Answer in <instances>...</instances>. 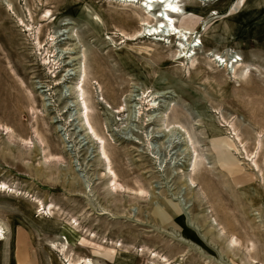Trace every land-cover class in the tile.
Instances as JSON below:
<instances>
[{
	"label": "rangeland",
	"instance_id": "374dc122",
	"mask_svg": "<svg viewBox=\"0 0 264 264\" xmlns=\"http://www.w3.org/2000/svg\"><path fill=\"white\" fill-rule=\"evenodd\" d=\"M182 3L0 0V264H264V0Z\"/></svg>",
	"mask_w": 264,
	"mask_h": 264
},
{
	"label": "bare ground",
	"instance_id": "6f19581e",
	"mask_svg": "<svg viewBox=\"0 0 264 264\" xmlns=\"http://www.w3.org/2000/svg\"><path fill=\"white\" fill-rule=\"evenodd\" d=\"M126 1H133L134 4H136L138 6L140 5L142 7V10L144 11V14H153L155 16V18L157 19V24L150 25L147 18H142L141 19L142 20L141 21L142 28L139 32V36H141V35L146 36L148 34L150 36L151 35H156V36L158 35V37L160 36L161 39L163 37H167V36L168 37L174 36V38L178 39V42H179L178 45L183 48V50L179 54V58H181V59L182 58L183 59L189 58V59L193 60V56H194V54H196L195 49H197L198 46H200V44L202 42L198 38H194L191 41L188 38V34H192L194 32L193 27L190 26L189 24L191 22H194L197 20H196V17H194L195 12L193 11V9L190 8L191 9V11H189L190 15H187V12L183 8V3H182L183 0H126ZM48 13H50L49 10L47 11V15H48ZM213 14H219V12H215ZM182 15H185V16L187 15L188 17H190V19H191L190 23L186 22L185 24L184 23L180 24L179 23L180 21H178L176 17H180ZM206 24H207V22H206ZM204 25H205V23H204ZM206 28H207V26H206ZM75 47H77V46H75ZM76 51H77V49H76ZM80 53H82V52H80ZM220 57H222V56H218V55L216 56V58H219V59H220ZM79 58H80L79 56H73V57H71V60L69 62L73 63L76 60H78ZM57 60H58V56H56V58L54 60V62H56L55 65L59 64L57 62ZM221 60H223L224 62L228 61L226 59H221ZM229 60L232 62V64L236 65L239 69H241V74H245L246 72L248 73V69L250 68L251 65L246 64L247 62L244 60V58L242 56H239V54H234L231 56V58ZM59 62H60V60H59ZM61 66L58 65L57 67H61ZM236 66H235V68H236ZM81 90H83V88ZM86 122L88 124L87 125L88 127H86L85 129L93 130V133L97 136L98 134L95 132L94 127L92 126L90 120L88 119V116H86ZM70 125H73V124H70ZM84 126H85V124H84ZM0 233H2L1 226H0ZM3 237L4 236L2 234H0V238H3ZM63 246L64 247L66 246V242L64 243ZM68 261L70 262V264H93V261L91 258H85V259H81L79 261H72V260H68Z\"/></svg>",
	"mask_w": 264,
	"mask_h": 264
}]
</instances>
